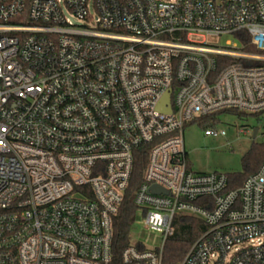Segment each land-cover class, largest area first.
<instances>
[{"label": "built area", "instance_id": "1", "mask_svg": "<svg viewBox=\"0 0 264 264\" xmlns=\"http://www.w3.org/2000/svg\"><path fill=\"white\" fill-rule=\"evenodd\" d=\"M228 110L264 113V0H0V264H114L142 148L133 226L162 244L120 264H164L183 215L207 228L177 264H264V162L227 190L188 161L185 127Z\"/></svg>", "mask_w": 264, "mask_h": 264}, {"label": "trees", "instance_id": "2", "mask_svg": "<svg viewBox=\"0 0 264 264\" xmlns=\"http://www.w3.org/2000/svg\"><path fill=\"white\" fill-rule=\"evenodd\" d=\"M245 50L251 53H255L256 50L249 43V37L244 34ZM235 113L246 117L248 119H255L259 123L264 121V113L247 115L236 110L220 111L211 116H205L199 118L193 124H197L202 128L218 127L221 123V115L224 113ZM148 162L147 148H142L136 153L134 172L131 182V187L127 193L125 202L119 215L115 218L114 232H115V263L120 264V254L123 248L129 243L130 231L135 221L136 207L133 204V198L136 189L143 180L146 166ZM264 162V134L260 141H254L250 150L242 158V171L228 175L227 190L238 189L243 182L251 175L255 174L262 163ZM209 203V199H199L196 204L206 205ZM180 224L179 231L175 232V235L170 238L164 250V264H177L187 254L192 244L199 238V236L206 230L207 226L204 222L198 218L183 215L178 218Z\"/></svg>", "mask_w": 264, "mask_h": 264}, {"label": "rangeland", "instance_id": "3", "mask_svg": "<svg viewBox=\"0 0 264 264\" xmlns=\"http://www.w3.org/2000/svg\"><path fill=\"white\" fill-rule=\"evenodd\" d=\"M202 40V38H195ZM232 40L230 36L209 37L207 42L211 45L226 46V41ZM219 130L226 131L225 137H207L204 128L197 124L187 125L184 129L185 148L188 153L189 165L193 171L199 173H225L233 174L242 171V158L250 150L254 141H260L264 132V121L259 123L255 119H248L235 113H224L220 117ZM260 128L256 139L252 133L240 134V129ZM180 224H175L179 231ZM132 242L143 241L147 246L155 247L162 244L159 233L144 229L141 223L135 224L130 231Z\"/></svg>", "mask_w": 264, "mask_h": 264}, {"label": "water", "instance_id": "4", "mask_svg": "<svg viewBox=\"0 0 264 264\" xmlns=\"http://www.w3.org/2000/svg\"><path fill=\"white\" fill-rule=\"evenodd\" d=\"M258 132H259V129H258V128H255L254 131H253V138H254V139L257 138V136H258ZM152 191L155 192V193H158L156 187H153V188H152Z\"/></svg>", "mask_w": 264, "mask_h": 264}]
</instances>
